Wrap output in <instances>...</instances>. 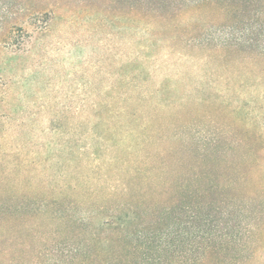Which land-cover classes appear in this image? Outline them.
<instances>
[{
	"label": "rangeland",
	"instance_id": "374dc122",
	"mask_svg": "<svg viewBox=\"0 0 264 264\" xmlns=\"http://www.w3.org/2000/svg\"><path fill=\"white\" fill-rule=\"evenodd\" d=\"M141 195L264 264V0H0V264L87 259Z\"/></svg>",
	"mask_w": 264,
	"mask_h": 264
},
{
	"label": "trees",
	"instance_id": "16d2710c",
	"mask_svg": "<svg viewBox=\"0 0 264 264\" xmlns=\"http://www.w3.org/2000/svg\"><path fill=\"white\" fill-rule=\"evenodd\" d=\"M143 89L152 95L148 88ZM130 97L134 100L138 98V94ZM121 108L119 113L125 114L127 107ZM139 113L140 109L134 111L135 119L143 124L145 120L141 119V116L139 119ZM162 170L171 173V170L165 168ZM129 191L127 195L130 194ZM138 198V201H133L129 197L118 204L117 208L126 209L124 221H116L111 214V220L102 221L100 225L103 229L113 231L112 235L99 236L103 245L102 250H95L89 245L85 249L87 259L81 260L75 255L70 263L60 261L46 264H209L204 257L205 251L200 257L193 259L191 257L193 249L190 247L187 249L181 244L180 231L176 226L178 222L176 209L179 205V198L176 195L160 199L162 205L160 210H154L151 205L146 204L142 195Z\"/></svg>",
	"mask_w": 264,
	"mask_h": 264
}]
</instances>
